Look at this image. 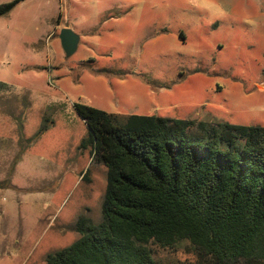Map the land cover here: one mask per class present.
<instances>
[{
  "label": "rangeland",
  "instance_id": "rangeland-1",
  "mask_svg": "<svg viewBox=\"0 0 264 264\" xmlns=\"http://www.w3.org/2000/svg\"><path fill=\"white\" fill-rule=\"evenodd\" d=\"M0 81V264H43L79 215L101 218L106 167L80 147L76 103L264 126V0H23L0 16ZM151 247L159 264L192 257Z\"/></svg>",
  "mask_w": 264,
  "mask_h": 264
},
{
  "label": "trees",
  "instance_id": "trees-1",
  "mask_svg": "<svg viewBox=\"0 0 264 264\" xmlns=\"http://www.w3.org/2000/svg\"><path fill=\"white\" fill-rule=\"evenodd\" d=\"M75 109L80 147L106 167L101 218L79 215V236L43 264H159L152 244L184 242L192 257L170 264H264V126Z\"/></svg>",
  "mask_w": 264,
  "mask_h": 264
},
{
  "label": "water",
  "instance_id": "water-1",
  "mask_svg": "<svg viewBox=\"0 0 264 264\" xmlns=\"http://www.w3.org/2000/svg\"><path fill=\"white\" fill-rule=\"evenodd\" d=\"M60 44L66 58L74 54L78 48L80 36L71 28H62L58 34Z\"/></svg>",
  "mask_w": 264,
  "mask_h": 264
}]
</instances>
